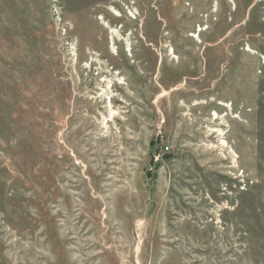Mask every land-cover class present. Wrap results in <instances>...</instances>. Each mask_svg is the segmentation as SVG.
<instances>
[{
    "label": "rangeland",
    "instance_id": "rangeland-1",
    "mask_svg": "<svg viewBox=\"0 0 264 264\" xmlns=\"http://www.w3.org/2000/svg\"><path fill=\"white\" fill-rule=\"evenodd\" d=\"M0 264H264V0H0Z\"/></svg>",
    "mask_w": 264,
    "mask_h": 264
},
{
    "label": "trees",
    "instance_id": "trees-1",
    "mask_svg": "<svg viewBox=\"0 0 264 264\" xmlns=\"http://www.w3.org/2000/svg\"><path fill=\"white\" fill-rule=\"evenodd\" d=\"M154 146H155V144H154V142L152 141V142H151V145H150L152 153H154Z\"/></svg>",
    "mask_w": 264,
    "mask_h": 264
},
{
    "label": "built area",
    "instance_id": "built-area-1",
    "mask_svg": "<svg viewBox=\"0 0 264 264\" xmlns=\"http://www.w3.org/2000/svg\"><path fill=\"white\" fill-rule=\"evenodd\" d=\"M167 150H168V148H167Z\"/></svg>",
    "mask_w": 264,
    "mask_h": 264
}]
</instances>
